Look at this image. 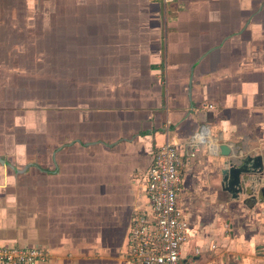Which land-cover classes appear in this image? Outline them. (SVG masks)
Returning <instances> with one entry per match:
<instances>
[{
  "label": "crops",
  "instance_id": "1",
  "mask_svg": "<svg viewBox=\"0 0 264 264\" xmlns=\"http://www.w3.org/2000/svg\"><path fill=\"white\" fill-rule=\"evenodd\" d=\"M73 1L63 16L92 40L71 51L84 75L71 79L96 81V94L8 109L0 57V245L43 248L48 264H126L133 213L168 142L190 223L182 262L264 264V170L251 177L256 201L221 184L236 153L264 157V0Z\"/></svg>",
  "mask_w": 264,
  "mask_h": 264
},
{
  "label": "rangeland",
  "instance_id": "2",
  "mask_svg": "<svg viewBox=\"0 0 264 264\" xmlns=\"http://www.w3.org/2000/svg\"><path fill=\"white\" fill-rule=\"evenodd\" d=\"M76 4L73 0H0V57L6 55L8 109L22 100L24 106L34 104L40 110L58 109L96 94L98 87L88 86L96 81L71 79L84 76L74 73L82 65L69 58L71 51L78 43L92 40H84L78 18L63 16ZM11 114L8 126L16 115ZM17 133L21 136L20 130Z\"/></svg>",
  "mask_w": 264,
  "mask_h": 264
},
{
  "label": "built area",
  "instance_id": "3",
  "mask_svg": "<svg viewBox=\"0 0 264 264\" xmlns=\"http://www.w3.org/2000/svg\"><path fill=\"white\" fill-rule=\"evenodd\" d=\"M180 164L175 145L167 142L156 149L146 179L148 203L133 213L126 264H185L181 250L188 242L190 223L178 204ZM49 259L43 248L0 245V264H48Z\"/></svg>",
  "mask_w": 264,
  "mask_h": 264
},
{
  "label": "water",
  "instance_id": "4",
  "mask_svg": "<svg viewBox=\"0 0 264 264\" xmlns=\"http://www.w3.org/2000/svg\"><path fill=\"white\" fill-rule=\"evenodd\" d=\"M221 154L231 156L232 151L227 145H221ZM264 157L262 156H245L241 157L238 153L230 161L225 163L222 170V188L232 195L233 199H240L241 195H248V200L256 201L254 196V182L251 179L254 175L262 174L264 170ZM261 202L264 201V189L260 191Z\"/></svg>",
  "mask_w": 264,
  "mask_h": 264
}]
</instances>
